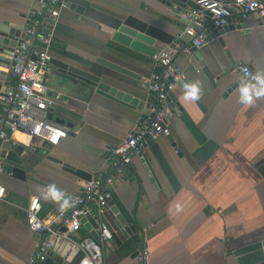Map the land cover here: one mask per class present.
<instances>
[{
  "label": "crops",
  "instance_id": "crops-1",
  "mask_svg": "<svg viewBox=\"0 0 264 264\" xmlns=\"http://www.w3.org/2000/svg\"><path fill=\"white\" fill-rule=\"evenodd\" d=\"M69 1L75 6L64 9L54 24L52 55L125 87L140 98V105L132 108L97 93L86 100L54 89V96H59L54 112L71 122V131L57 145L32 143L31 138L20 141L34 151L26 180L0 171V185L5 186L0 198V264H28L38 241L47 237L27 222L31 196L40 197V215L51 221L67 206L57 192L79 193L86 182L45 160V151L93 175L109 172L110 150L138 126L142 109L156 101L149 81L156 69L154 57L138 52L134 53L139 60L124 57L111 39L113 27L133 13L174 34L173 41H191L184 31L183 12L175 13L160 0ZM38 3L0 0V21L24 24ZM244 19L246 27L235 15L230 30L222 34L212 27L215 37L196 51L176 55L186 84H177L172 92L180 108L169 109L168 132L155 142L179 185L174 187L161 170L159 182L152 181L144 157H134L114 188L137 230L124 236L104 212L119 238L105 243L104 264H140L138 253L145 247L147 264H239L241 254L264 251V174L259 169L264 159V21L254 13ZM99 56L134 69L142 74L141 80L99 64ZM240 64L250 65L257 80L245 81ZM245 91L251 102L244 101ZM191 92L195 100L185 98ZM2 146L13 144L3 141ZM149 154L154 157L151 147ZM71 235L79 240L91 233L82 225ZM80 255L67 264H77ZM50 257H58L53 249Z\"/></svg>",
  "mask_w": 264,
  "mask_h": 264
},
{
  "label": "built area",
  "instance_id": "built-area-1",
  "mask_svg": "<svg viewBox=\"0 0 264 264\" xmlns=\"http://www.w3.org/2000/svg\"><path fill=\"white\" fill-rule=\"evenodd\" d=\"M38 6L29 20L30 26L25 29L23 40L5 55L13 61L12 81L0 94V140L10 141L13 145L20 143L16 132L36 138L39 142L57 145L70 134V127L48 117L49 108L54 105L58 95L48 93L47 74L50 69L51 53L54 42V27L47 25V18H59L64 9L69 8V0H38ZM202 8H188L183 12L187 19L184 28L190 37L185 45L176 40L161 45L153 56L156 69L149 77L151 90L156 94V101L151 106V114L144 118L136 128L130 129L125 138L114 146L107 160L110 171H98L92 179L86 181L79 193L57 192L65 199L67 206L51 221L41 217L42 202L39 196H31L26 207V217L30 228L36 232L59 234L60 228H67L65 236L71 237L81 250L77 264H104V245L113 238L110 227L103 222L105 205L111 200L115 191L114 184L125 171L133 165L135 156L144 157L151 145L149 137L156 138L168 132V101L177 84H186L175 62L181 52H193L207 41L208 27H222L229 18L235 15L254 13L264 17V0H197ZM213 5V7H209ZM209 10L212 15H207ZM238 69L245 81L257 80L258 74L248 64H240ZM0 143V171L3 168ZM5 196V186L0 185V198ZM98 206L94 212L92 206ZM83 218L91 221L93 228L100 235L97 241L91 235L76 240L71 233L83 225ZM49 234V235H48ZM45 237L38 241L35 252L28 264L45 262L50 255L52 244ZM148 249L138 253L140 264H147Z\"/></svg>",
  "mask_w": 264,
  "mask_h": 264
},
{
  "label": "water",
  "instance_id": "water-1",
  "mask_svg": "<svg viewBox=\"0 0 264 264\" xmlns=\"http://www.w3.org/2000/svg\"><path fill=\"white\" fill-rule=\"evenodd\" d=\"M160 1L170 6L175 13H179L180 11L184 12L188 8H202L201 5L197 3V0ZM73 6H75V4L69 1V8H73ZM204 12L207 15H212L209 10H204ZM234 16L235 14L229 18L227 24L222 27H217L216 29H218L222 34L225 31L230 30V24L232 23ZM238 16L242 25L246 27L247 24L244 16ZM260 19L264 21V17H260ZM46 20L48 21L47 25L49 27H54V24L56 23L54 19L47 18ZM29 26V21L24 24H17L9 20L0 21V94H3L7 89L8 82L12 79L13 70V61L11 58L3 55L2 53L5 50H12L15 46H17L23 40V37L25 36V29ZM206 33L207 40L216 36V31H213L212 27H208L206 29ZM174 37V34L168 32L167 30L151 24L133 13H128L120 19V22H118L116 26L113 27L111 39L117 43L119 47L116 46V49H118V52H120L124 57H132L139 60V56L134 52L153 57L158 50L157 43H171L173 42ZM96 62L112 70L118 71L121 74L131 76L137 80H141L142 78V74L139 72H136L134 69L112 59L99 56L96 59ZM47 76L49 78L48 85L50 88L48 89V93L50 95H54V89H59L88 100L92 98L93 94L97 93L120 101L132 108H138L140 105V98L132 94V92L128 89H124L125 87H119L110 80H106L102 74L71 64L54 56L50 60V69ZM240 82L241 80L237 81L232 87L237 86ZM167 101L168 111L170 108L175 106H177V109L180 108L177 99L172 93L169 94ZM54 110L55 108L52 106L49 108L48 117L50 119L64 125L71 126V122L68 119L57 115ZM149 114H151V106L149 108H143L140 122ZM148 141L150 142L151 152L154 157L152 158L149 151H147L144 154V159L146 161L151 180L159 182L158 179L160 176L158 171L161 170L169 182L177 188L179 185L178 180L176 179V176L164 153L161 151L154 138L149 137ZM31 142L36 143L39 141H37L36 138H31ZM0 143H2V140H0ZM44 144L46 146L49 145L48 142H44ZM33 152L34 151H32L31 148L27 147V145L23 143H18L10 148H3L2 171L18 179L26 180L31 166L29 157ZM44 157L48 162H51L55 166H58L59 168L64 169L81 179L86 181L92 179V172L66 162L51 153L49 150L45 151ZM259 169L264 174V159L260 162ZM94 206L96 210H98V207L95 204ZM105 211L124 236L128 237V235L137 230L136 223L132 222L134 220L133 215L125 210L115 191L113 192L111 200L105 205ZM102 219L103 222L110 227L113 233V238L119 240L118 233L110 224L107 216L103 215ZM82 221L83 225L90 230L91 236L99 241L100 235L93 228L92 222L87 221V218H83ZM59 230L60 233L57 235L48 234L49 241L53 247L52 249L58 257L56 259L50 257L46 260L47 264H67V262L73 261L76 254H81V250L76 244H74L72 238L65 236L64 232H66L67 228L63 226ZM237 259L239 264H244V262H246V264H264V251L257 249L252 252H245V254L238 256Z\"/></svg>",
  "mask_w": 264,
  "mask_h": 264
},
{
  "label": "clouds",
  "instance_id": "clouds-1",
  "mask_svg": "<svg viewBox=\"0 0 264 264\" xmlns=\"http://www.w3.org/2000/svg\"><path fill=\"white\" fill-rule=\"evenodd\" d=\"M209 7H213V5H209ZM185 98L186 99H192L195 100L196 99V93L195 92H191V93H186L185 94ZM252 97L250 95L247 94V92L245 91V102H251ZM15 135L20 139V140H25V136L24 134L20 133V132H16ZM26 142V140H25ZM180 205H177V210H179Z\"/></svg>",
  "mask_w": 264,
  "mask_h": 264
},
{
  "label": "trees",
  "instance_id": "trees-1",
  "mask_svg": "<svg viewBox=\"0 0 264 264\" xmlns=\"http://www.w3.org/2000/svg\"><path fill=\"white\" fill-rule=\"evenodd\" d=\"M30 138V136H25V140H28Z\"/></svg>",
  "mask_w": 264,
  "mask_h": 264
},
{
  "label": "bare ground",
  "instance_id": "bare-ground-1",
  "mask_svg": "<svg viewBox=\"0 0 264 264\" xmlns=\"http://www.w3.org/2000/svg\"><path fill=\"white\" fill-rule=\"evenodd\" d=\"M24 136H28V135L24 134Z\"/></svg>",
  "mask_w": 264,
  "mask_h": 264
}]
</instances>
